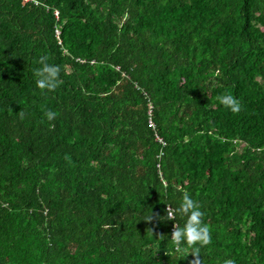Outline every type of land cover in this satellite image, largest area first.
I'll list each match as a JSON object with an SVG mask.
<instances>
[{"label": "trees", "instance_id": "1", "mask_svg": "<svg viewBox=\"0 0 264 264\" xmlns=\"http://www.w3.org/2000/svg\"><path fill=\"white\" fill-rule=\"evenodd\" d=\"M37 1L0 0V264H195L184 194L200 264H264V0Z\"/></svg>", "mask_w": 264, "mask_h": 264}, {"label": "clouds", "instance_id": "2", "mask_svg": "<svg viewBox=\"0 0 264 264\" xmlns=\"http://www.w3.org/2000/svg\"><path fill=\"white\" fill-rule=\"evenodd\" d=\"M38 77L36 86L42 90V94L47 95L48 92L54 91L59 84L60 68L55 64L43 62L42 66L35 70ZM220 104L229 109L233 113L241 110V103L238 99L228 93H222L218 96ZM57 113L48 110L46 118L48 121L55 120ZM204 213L198 203L188 194H184L179 204L174 208L170 207L167 212V219L182 218L184 223L182 226H175L170 242H172L177 250H184L197 257L195 264H200L198 257L201 250L210 242L209 226L203 221ZM151 219V216L147 218ZM223 264H235L231 259L225 260Z\"/></svg>", "mask_w": 264, "mask_h": 264}, {"label": "built area", "instance_id": "3", "mask_svg": "<svg viewBox=\"0 0 264 264\" xmlns=\"http://www.w3.org/2000/svg\"><path fill=\"white\" fill-rule=\"evenodd\" d=\"M25 3H33L34 5L38 6L39 2L37 0H24ZM54 16L57 18L58 17V12L55 10L54 11ZM56 34H58V31H56ZM151 126H153L151 122Z\"/></svg>", "mask_w": 264, "mask_h": 264}, {"label": "rangeland", "instance_id": "4", "mask_svg": "<svg viewBox=\"0 0 264 264\" xmlns=\"http://www.w3.org/2000/svg\"><path fill=\"white\" fill-rule=\"evenodd\" d=\"M150 108H151V110H152V106H151Z\"/></svg>", "mask_w": 264, "mask_h": 264}]
</instances>
